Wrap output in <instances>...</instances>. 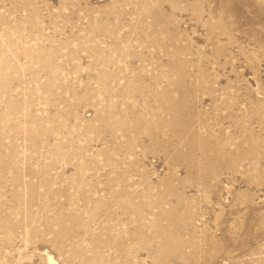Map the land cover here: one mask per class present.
<instances>
[{
  "label": "rangeland",
  "instance_id": "374dc122",
  "mask_svg": "<svg viewBox=\"0 0 264 264\" xmlns=\"http://www.w3.org/2000/svg\"><path fill=\"white\" fill-rule=\"evenodd\" d=\"M0 264H264V0H0Z\"/></svg>",
  "mask_w": 264,
  "mask_h": 264
}]
</instances>
